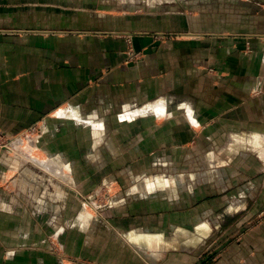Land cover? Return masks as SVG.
Returning <instances> with one entry per match:
<instances>
[{"label":"crops","instance_id":"crops-1","mask_svg":"<svg viewBox=\"0 0 264 264\" xmlns=\"http://www.w3.org/2000/svg\"><path fill=\"white\" fill-rule=\"evenodd\" d=\"M146 1L155 7L153 22L169 20L181 24L180 28L187 24L180 8L185 0ZM260 3L263 6L264 0ZM41 4L36 12L43 16L37 23L29 19L33 23L15 27L41 29L35 38L24 35V40L32 41L21 45L41 48L44 58L28 55L16 69L2 67L8 72H0V134L15 137L32 127L38 134L41 128L38 145L34 146L35 138L28 140L37 151L29 158L37 168L50 171L51 188L45 187L47 181L40 173L30 176L23 171L25 164L17 163L7 151L0 154V183H6L4 189L0 185V264H66L79 258L83 264H191L209 246L217 252L214 264H264V33L253 38L250 50L245 51L233 49L227 38L207 41L227 44L222 48L206 45L199 39L202 32L184 35L191 40H182L179 32L175 40L159 42L156 33L177 30L163 24L161 32L138 34L141 18L125 11L106 15L114 19L115 29L134 33L132 47L143 56L128 66L126 41L113 35L115 30L91 32L90 15L88 25L81 26L75 19L78 14L57 10L44 1ZM160 6L163 9L156 12ZM31 10L26 7L22 12L30 14ZM203 14L199 11L194 20L202 24L214 20ZM48 56L54 60L45 59ZM205 63L215 64L222 73L202 78L198 68ZM97 75L103 77L92 80ZM82 119L88 124L73 121ZM127 140L137 155L157 147L197 150L203 142L206 147L198 157L202 165L207 171L225 166L227 173L218 169L214 174H150L145 165H156V161L120 158ZM237 159L249 163L245 164L249 173L237 171ZM158 160L169 166L192 165L188 154L178 163L166 155ZM250 162L259 166L254 173ZM120 163L131 166L124 169L133 174L122 171L105 183L115 182L111 189L106 187L112 192L118 188L116 182L124 179L129 182L127 197L139 194L132 207H121L118 203L124 197L119 194V198L117 194L109 197L117 199L113 206L126 217H98L96 227L87 210L79 218L76 214L66 218L67 208L62 210L56 199L73 192L70 183L85 189L92 182L89 170L101 176L102 168ZM155 177L162 180L163 188L159 189ZM211 183L217 188L208 196L203 185ZM184 194L188 200H182ZM47 210L52 219L40 220ZM55 214L59 220L53 218ZM45 229L54 231L57 239L62 235L58 242L66 251L63 263L62 255L50 250Z\"/></svg>","mask_w":264,"mask_h":264},{"label":"rangeland","instance_id":"rangeland-1","mask_svg":"<svg viewBox=\"0 0 264 264\" xmlns=\"http://www.w3.org/2000/svg\"><path fill=\"white\" fill-rule=\"evenodd\" d=\"M41 1L49 3L48 5H52L59 9H65L68 12L71 13H76L75 19L77 20L78 25L81 26H87L88 25V15L91 16V27L92 29L91 32H103L105 30H115L112 34L115 36L123 37L126 41V46L127 49L125 51V65H134L137 63L139 60H141L143 54L141 51H134L132 47V38L131 34L134 33H122L120 30L121 29H115V21L114 19H106V15L110 16H116L119 12L123 13L122 11H125L127 14H131L133 16L131 17H138L141 18L138 22V26L140 29L136 31L138 34H153L155 31H159L162 29H159L162 27V25H166L164 28L166 29H175L177 31H171L173 33H154L157 39L160 41H170V40H175L177 38L176 33H182L183 37L180 36L182 40H191L192 38L190 37H185L184 35L187 33H195V32H202L201 36L199 39H203L205 42L204 44L209 45V46H218V47H223L227 46V44L223 43H216L214 42L213 44L210 42L208 43L207 41H210L211 39H224L227 38L231 42L229 43V46H231L233 49L239 48L240 51H245V50H250V45H251V40L255 37H258L257 35H260L261 33H264V5L262 6L260 3V0H245L251 5L248 6L245 4L246 2L240 3L238 0H203V1H198V0H185V4L183 3L181 10L182 12L186 13L187 15V20H186V25L182 28H180L181 24H178L177 22H170L169 20H166L165 23L161 22H153L151 20V16L153 15L154 12V6H149V2L146 0H28L25 2L24 0H0V72L6 71L3 69V66H8V68L11 69H16V67H19L20 64H22V61L24 62L26 59V56L30 55L32 58H44V55L40 53L39 49L41 48H36L34 45L28 44L27 46L23 47L25 42L27 41H32V40H24L25 36L26 39L27 37H33L35 38L34 35H38V31H41V29H22L18 28L15 26L19 25H27L29 22L33 23L32 21H29V19L34 20L37 23V19L40 18L42 13L36 12L37 7H42L44 4H41ZM159 1H164V0H159ZM171 1V0H169ZM169 5V4H168ZM253 5V6H252ZM26 7L34 10H31L30 14L23 13L22 10H24ZM163 9V6L157 7V11H161ZM166 9L168 10H176L175 6H167ZM179 9V7H178ZM177 9V10H178ZM61 11V10H60ZM139 11V12H138ZM199 11H203L204 17H209V18H214L213 21H207L200 23L193 18L195 14H198ZM209 11V12H208ZM134 12H137L138 14H133ZM206 12V13H205ZM81 14V15H80ZM71 16V15H70ZM263 16V17H262ZM262 17V18H261ZM57 19H64L62 16H59ZM61 23V22H60ZM60 26L64 25L63 23L59 24ZM212 28V29H209ZM182 29V30H179ZM185 29V30H184ZM20 30H25V31H32V32H18ZM72 31L73 29L70 30H65V29H59L57 31ZM154 30V31H150ZM200 30V31H199ZM56 31V32H57ZM205 31V32H204ZM34 32V33H33ZM121 32V33H120ZM136 33V34H137ZM212 33V34H211ZM217 33V34H214ZM219 33V34H218ZM58 34V33H57ZM70 34V33H69ZM105 34V33H104ZM71 35H66V36H60L57 35L56 37H69ZM204 37V38H203ZM60 39V38H58ZM208 39V40H205ZM259 39V38H258ZM35 43V42H34ZM6 45L7 48L4 49V46ZM27 48V49H26ZM246 48V49H245ZM236 49V50H237ZM26 50L32 53L25 54ZM38 51V52H36ZM238 51V50H237ZM26 52V53H27ZM36 52V53H35ZM223 55V53H221ZM57 56V54H56ZM47 60H54L51 57L48 56V58H45ZM208 61V60H207ZM215 65V64H214ZM212 63L206 64L202 67H199L198 70L201 71L199 74L203 76L202 78H208L209 76L213 75H218L220 69H217ZM220 73V74H221ZM1 76V75H0ZM103 77V75H97L95 79L92 80H99L100 77ZM94 81V82H95ZM75 122H80V123H86L83 119L82 120H73ZM88 124V123H86ZM41 129V128H40ZM35 134L37 132L36 127L29 128L28 132L22 133V134H15L11 137L7 134H0V154L5 153L7 151L10 156L13 158L18 159V162H22L24 165V170L25 173L30 174L34 173V175H38L40 173V177L42 180L47 181L45 182V187H50L51 184L50 181L48 180V177H51V173L48 169L42 166H37L34 164L35 162L33 159H30L29 156L34 154L36 151L35 147H31L30 144L28 143V140H32L35 138V143L34 146L37 143V136L42 137V134L40 133ZM35 134V135H31ZM110 137V135L108 136ZM108 139V138H107ZM107 146L109 147L110 151L114 154V150L111 149L110 144L106 141ZM23 146H20L22 145ZM125 145L124 149H122V155L121 159H123L125 162L131 161V158H136L135 160H142L146 159L147 162L150 161H156V165L148 166L145 165V172L147 173H152V174H157V175H171V174H178V173H185V172H197V173H204L206 174H214L217 172L218 169H220V173L225 174L227 171L223 170L225 169L224 167H216V171L214 169H209L207 171V167L202 165V161L199 157L200 154L203 153L205 149L206 144L203 142L199 144V147L194 148L192 146H185V149L176 151V150H170L166 149L167 147H162V148H154L150 149L148 151H145L139 155H137V149H133V143L130 142L129 140L125 141L123 143ZM196 144V143H195ZM94 146V145H93ZM94 153V151H93ZM181 153V157L180 156ZM110 156L111 153L109 152ZM186 154L192 155V165L191 166H169L165 165L163 160L159 161L158 158H164L166 155L169 157V159L176 160L177 163L179 162L178 160H182V157L185 156ZM95 158L96 156L99 157V155H93ZM114 156V155H113ZM171 156V157H170ZM116 157V156H115ZM129 157V158H128ZM238 157V156H237ZM116 161V160H114ZM234 163H236L237 171L242 170L240 173L243 175L246 171V169H250V167L246 168L245 164H249L248 162H242L240 160H235ZM32 164V165H31ZM252 164V173H254L255 168H259V166H254ZM22 165V166H23ZM19 167L20 168H22ZM127 167L131 166H124L123 164H117L115 167L113 166H108L104 167L101 170L102 175L101 176H96L95 171L89 170L87 174L89 176H92V182L88 185L91 186V189H87L88 185L85 186V189L81 187H75V182L70 183V187L73 190V192L68 191V196H61V198L56 199L61 203L62 210L66 209V218H71L72 215L76 214V218H79L80 215L83 214V210L90 211L93 217V220L91 222L93 227H96L97 222L99 221L98 217L105 218L106 219H117V218H125L121 217L123 214H121L119 211V208H116L115 202L117 203V199L115 200L114 198H109L111 195H116L117 198H119L118 194L123 196L124 198L121 200L119 205L122 206H131L137 205V200L135 201V195L131 194L129 197H127L126 191L129 186V182L126 180L122 179L121 181L116 182L118 184V188L115 189L112 192H107V188L111 189V184L113 183H105L106 181H110V179H113L114 177H118V173L122 172L124 174H130L132 175L133 172L124 169ZM136 168V166H133ZM107 168V169H106ZM264 169V166H263ZM125 170V171H124ZM87 171V168H86ZM18 172L17 170L14 171L13 173ZM97 172V171H96ZM100 173V174H101ZM143 173V172H140ZM249 173V170L246 171V174ZM264 174V172H262ZM56 174V173H55ZM99 174V171L98 173ZM99 174V175H100ZM195 175V174H194ZM15 176V175H14ZM34 178V176L32 175ZM147 179V177H146ZM97 180V181H93ZM106 180V181H105ZM156 184L159 187V189L163 188V182L160 179H156ZM61 183L62 180H59ZM44 183H41L43 185ZM79 184V183H78ZM105 184V185H104ZM178 185L179 183H174L171 182L170 185ZM1 189H4L6 186V183H0ZM80 185V184H79ZM107 185V186H106ZM214 186L213 188H208L209 186ZM210 185H203L205 193H208L210 195L213 194L212 190L215 191L217 188L215 184L211 183ZM107 187V188H106ZM30 189L32 186L30 185ZM12 189V186L11 188ZM113 189V188H112ZM201 189V188H200ZM97 190V191H96ZM13 192V191H12ZM128 192V191H127ZM192 195V194H191ZM139 194H137V197ZM190 198V195H188ZM136 197V198H137ZM186 195L184 194V197L182 196V200H188L185 198ZM212 199V198H211ZM48 200V199H46ZM205 200H208L205 198ZM211 200H209L210 202ZM75 212V213H74ZM50 216V217H49ZM54 219H57V215H53ZM104 216V217H103ZM264 216V214H263ZM43 219V221L49 222V219L51 220L52 216L51 214L47 211L43 215L40 216ZM61 217V216H60ZM132 217V216H129ZM45 218V220H44ZM257 218V215L253 217V221L250 223V225H254V221ZM59 220V217H58ZM45 233L47 232L46 235V241L48 242L49 248L51 251L56 252L60 256L59 260L61 263H63L62 257H64V254H66L65 249H62L63 247L60 246L58 239H62V235L57 239L55 235H53V232H49V230L45 229ZM49 232V233H48ZM54 241V242H52ZM60 243L62 241L60 240ZM63 244V243H62ZM214 246H209L207 250L201 257H199L195 262L191 264H214L215 263V258H216V251H212ZM223 246H220L218 248H221ZM64 251V253H62ZM78 260V259H77ZM81 259L79 258V261L73 260L71 262H65L66 264H83ZM172 263V262H171ZM170 263V264H171ZM91 264H97L95 262Z\"/></svg>","mask_w":264,"mask_h":264},{"label":"bare ground","instance_id":"bare-ground-1","mask_svg":"<svg viewBox=\"0 0 264 264\" xmlns=\"http://www.w3.org/2000/svg\"><path fill=\"white\" fill-rule=\"evenodd\" d=\"M32 141V140H31Z\"/></svg>","mask_w":264,"mask_h":264}]
</instances>
